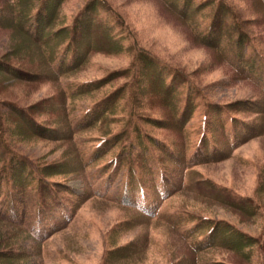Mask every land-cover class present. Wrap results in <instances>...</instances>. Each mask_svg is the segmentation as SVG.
I'll use <instances>...</instances> for the list:
<instances>
[{
	"label": "trees",
	"instance_id": "obj_1",
	"mask_svg": "<svg viewBox=\"0 0 264 264\" xmlns=\"http://www.w3.org/2000/svg\"><path fill=\"white\" fill-rule=\"evenodd\" d=\"M64 1L0 0V27L10 30L11 34H20L22 38L14 45L15 49L10 47L0 55V95L10 94V90L21 89L28 84L57 83L60 86L59 92L55 87L53 95L34 104L25 105L19 99L0 97V264H30L33 250L36 254L37 248L62 230L73 217L63 212L65 206L77 209L89 199L102 200L99 189L90 181L94 176L89 173L104 176L111 168H116L115 172L125 168L128 183L138 181L142 186V181H146L147 186L148 180H152L158 191L162 185L166 199L182 191L194 190L214 199L222 198L233 207L254 214L257 207L251 197L238 195L228 187L199 176L181 182L177 171L195 175L196 167L230 156L231 143L237 142L235 138L250 140L262 135L263 127L240 119L231 110L232 106H215L213 103L216 117L206 113L202 127L197 131L198 139L193 140L186 128L198 106L207 105L201 102L202 89L198 83L190 81L192 77L184 70L169 65L138 44L125 50L139 51L133 64L138 67L140 79L148 75L153 77V91L170 110V117L162 127L181 132L182 137L173 145L143 126L137 112V108L142 106L141 85L138 84H134L131 91L134 105L121 119L117 101L122 90L96 97L100 85L110 82L116 74L108 75L102 81H81L79 85L66 80L86 66L89 54L99 46L109 40L113 41L110 47L117 44L111 27L97 17L99 8L108 11L105 5H109L103 3L106 0H95L101 5H93L94 0L86 1L75 15L74 22L68 25L67 17L60 14ZM201 1L165 0V3L185 23L199 44L213 49L219 60L233 67L241 78L262 83L264 78L259 74L264 72V53L245 27L249 19L229 0ZM254 1L260 3L264 10V0ZM207 8L213 11L208 19L203 12ZM19 45L27 49L25 55L19 53ZM32 51L39 55L42 69L30 68L34 64L30 56ZM261 90L264 93V87ZM75 100L86 101L79 114L72 103ZM208 108L211 109V104ZM46 110L56 116L54 122L44 120L39 114V111ZM141 116L143 120L147 118L146 115ZM116 123L119 125H113ZM92 128L97 130V136L92 137L88 133L87 130ZM17 133L31 135L35 140L62 141L67 145L65 160L44 164L39 159H32L12 144L11 136ZM83 133L87 135L86 140L92 138L89 142L98 141L89 152L81 147L85 140L78 141ZM64 165H69L67 170L63 169L64 173L77 172L84 176L81 190L51 179L63 172L60 166ZM160 177L162 182H159ZM115 203L128 209L133 205L128 196ZM57 211L61 214L56 215ZM52 218H55V223H51ZM204 224H196L191 229L194 233L201 230H206V233L203 240L191 243L192 248L188 245L193 255H197L188 260L190 263L210 264L198 254L215 248H228L248 260L253 257L254 237L221 221L211 222L210 218ZM28 239L35 244L25 245ZM132 249L135 251L137 248H123L116 255ZM255 252L259 254L257 264H264L261 251ZM111 259L113 256L105 257L102 264H111Z\"/></svg>",
	"mask_w": 264,
	"mask_h": 264
},
{
	"label": "rangeland",
	"instance_id": "obj_2",
	"mask_svg": "<svg viewBox=\"0 0 264 264\" xmlns=\"http://www.w3.org/2000/svg\"><path fill=\"white\" fill-rule=\"evenodd\" d=\"M86 1L90 0H66L61 4L60 14L67 17L68 25L74 22L75 15ZM93 2V5H101L95 0ZM228 2L236 5L249 19L245 27L264 53V10L260 3L253 0ZM103 3L109 5H105L108 11L99 8L97 17L111 27L112 37L118 42L110 47L113 41L109 40L96 51H92L86 66L83 63L82 66L85 67L66 80L79 85L81 81H102L104 77L116 74L110 82L100 85L96 97L109 91L122 90L123 93L118 96L117 101L120 104L121 119L134 103L131 93L134 84L141 85L142 106L137 108V112L143 126L175 145L182 134L162 127L170 117V110L153 91V77L148 75L140 79L138 67L133 64L139 51L129 52L125 49L138 44L169 65L184 70L192 77L190 81L199 84L203 91L201 102L207 104L198 106L193 120L187 125L186 131L193 140L198 139L197 131L202 127L205 114L211 113V116L216 117L214 104L232 106L228 108L235 111L240 119L263 127V134L250 140L235 138L234 141L238 143L232 141L230 156L196 167V174L193 176L179 174L177 171L178 177L181 182L199 176L206 181L219 183L238 195L251 197L257 208L254 214L245 213L222 198L214 199L194 190L182 191L166 199V191L162 185L158 191L152 180H148L147 186L146 181H142V186L138 181L128 183L124 174L125 168L119 172H115L116 168H111L104 176L91 172L89 174H93L94 178L90 181L99 189L102 200L89 199L77 209L65 206L63 212L72 214L73 217L62 230L37 248L40 256L33 250V257L29 258L30 264H102L105 257L111 256V264H192L188 260L196 258L197 255H193L188 245L192 248L191 243L203 240L206 230L194 233L191 229L196 224L202 226L209 218L211 222L221 221L254 237V255L248 260L228 248H215L199 253V258L210 264H257L259 254L255 251L260 250L264 258V109H261L264 108V93L261 90L263 84L257 80L252 81L251 78H241L233 67L219 60L213 49L199 44L185 23L168 8L165 0H106ZM196 3L202 1L196 0ZM203 12L207 15L206 19L213 13L210 8ZM9 32L10 30L0 27V55L10 47L15 49L16 42L22 39L20 34ZM19 49L22 55L27 53L22 45H19ZM30 56L34 63L30 68L39 69V55L32 51ZM259 75L264 78V72ZM55 87L59 92L60 86L57 83L28 84L21 89L10 90V94H1L0 97L19 99L25 105L34 104L53 95ZM72 103L78 114L86 105L85 100H75ZM209 104L211 109L208 108ZM39 114L44 120L54 122L56 119L52 111H39ZM141 115H146L147 118L143 120ZM87 131L92 137L98 135L94 128ZM86 137L85 133L80 134L78 141L84 139L85 143L81 147L89 152L90 148L96 147L95 143L98 141L89 142L92 138L86 140ZM11 141L16 149L44 164L61 162L66 158L64 153L67 145L57 139L35 140L31 135L17 133L11 136ZM68 168L69 165L60 166L63 172L51 179L81 190L84 176L77 172L64 173ZM158 179L162 182L161 177ZM126 196L133 202L129 209L115 203ZM56 213L61 214L59 211ZM52 222L55 223V218L51 219ZM208 239L211 240L212 237L209 236ZM30 243L35 244V241L28 239L25 245ZM134 246L137 248L135 251L132 249L116 255L123 248Z\"/></svg>",
	"mask_w": 264,
	"mask_h": 264
}]
</instances>
